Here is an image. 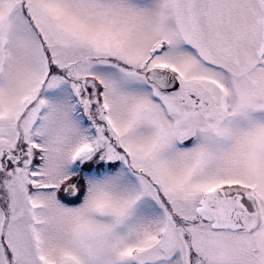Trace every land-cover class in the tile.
<instances>
[{
    "label": "snow or ice",
    "instance_id": "obj_1",
    "mask_svg": "<svg viewBox=\"0 0 264 264\" xmlns=\"http://www.w3.org/2000/svg\"><path fill=\"white\" fill-rule=\"evenodd\" d=\"M0 264H264V0H0Z\"/></svg>",
    "mask_w": 264,
    "mask_h": 264
}]
</instances>
